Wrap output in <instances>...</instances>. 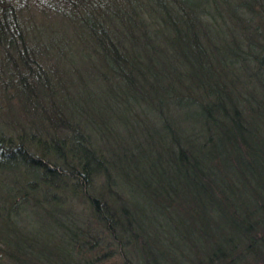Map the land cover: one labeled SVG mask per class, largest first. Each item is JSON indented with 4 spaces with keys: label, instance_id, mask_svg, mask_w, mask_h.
Segmentation results:
<instances>
[{
    "label": "trees",
    "instance_id": "16d2710c",
    "mask_svg": "<svg viewBox=\"0 0 264 264\" xmlns=\"http://www.w3.org/2000/svg\"><path fill=\"white\" fill-rule=\"evenodd\" d=\"M0 62V264H264V0H0Z\"/></svg>",
    "mask_w": 264,
    "mask_h": 264
},
{
    "label": "rangeland",
    "instance_id": "374dc122",
    "mask_svg": "<svg viewBox=\"0 0 264 264\" xmlns=\"http://www.w3.org/2000/svg\"><path fill=\"white\" fill-rule=\"evenodd\" d=\"M41 9L39 5H37L36 3H32L29 10L26 11L25 9L26 15L23 17V20L27 21L28 28H30V26L34 24V29L36 31V35L38 36V40L40 42V49H43V47L45 46L44 43L46 40H48L47 37L49 36V34L48 33L45 34L43 30V26L40 23L48 24L49 21L51 22V20L46 19L45 17L42 16ZM31 119L32 118L30 117V115L21 114L20 109H18L17 102L12 96V94L10 93L5 94L0 90V126L2 128H4L6 131L9 132H14V131L17 132L19 130H22V128L29 127V121ZM4 174L5 176H7L9 181H4V186L0 188L2 190L0 192L6 191V188L10 183V176L8 174H12V171L10 170V168H6ZM44 230L49 234L50 238L52 239V242L44 241L45 245H50L52 243H54V245H58L62 243V241H56L57 237L61 236L62 234H61V230L54 222L47 224L44 227ZM186 247H188L187 244ZM118 261L119 259H117V257H113L111 259L106 260L105 263L102 264H106V263L119 264Z\"/></svg>",
    "mask_w": 264,
    "mask_h": 264
}]
</instances>
